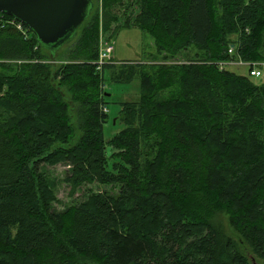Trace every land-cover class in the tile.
Wrapping results in <instances>:
<instances>
[{
  "label": "trees",
  "instance_id": "16d2710c",
  "mask_svg": "<svg viewBox=\"0 0 264 264\" xmlns=\"http://www.w3.org/2000/svg\"><path fill=\"white\" fill-rule=\"evenodd\" d=\"M100 7V20L93 9L75 35V63L59 67L31 31L0 27V264H252L222 239L221 213L264 261V73L257 82L215 64L264 62V0ZM123 17L166 61L194 54L196 62L126 61L98 72L102 35ZM106 72L141 85L138 100L121 104L124 128L108 143ZM60 163L71 167L72 187L111 185L117 194L55 211L42 168Z\"/></svg>",
  "mask_w": 264,
  "mask_h": 264
},
{
  "label": "rangeland",
  "instance_id": "374dc122",
  "mask_svg": "<svg viewBox=\"0 0 264 264\" xmlns=\"http://www.w3.org/2000/svg\"><path fill=\"white\" fill-rule=\"evenodd\" d=\"M93 2L94 11L92 16L96 17V20H100L101 0H93ZM127 7L128 9L130 8L129 6ZM136 13H138V11L134 9L133 14ZM124 19L125 18L123 17L119 23L112 25L113 29L118 27L116 31L103 33L102 35L103 39L109 42L113 48V53L109 59L113 60L111 63L132 61L150 65L152 64V61H156V64L191 63L192 60L196 62V59L193 57L194 54H188L186 57L180 56L174 61H166L163 55H158L153 38L149 34L142 32L140 29L123 28L122 25ZM78 39L79 36L73 38L70 42L59 49L54 60L52 59L50 53H47L46 55L51 59V61H53V64L58 67L66 63H75L72 59V55L76 50ZM258 63L264 64V62ZM226 70H230L238 75L249 77V67L247 66H226ZM112 77L110 72L105 73L104 92L107 94V109L109 113L108 122L104 125V135L107 143L108 140L124 128V125L119 119L122 107L121 104L124 102L138 100L141 93V85L138 78L134 79L131 83H117ZM249 78L257 82L259 81L257 78ZM75 114L78 117V113ZM111 155L112 149L109 145H107V156L111 157ZM70 168L71 167L69 165L63 163L54 167L44 166L42 168L48 178L49 187L57 199V202L54 203L55 211L63 212L70 206H77L87 201L89 197L95 193H103L107 191L112 195L117 194V186L111 185L93 183L89 185H81L77 188L72 187V185L65 182V172L69 171ZM215 226L222 239H230L235 243L236 248L241 255H253L252 248L232 225L227 214L221 213L218 215L215 219ZM251 256L250 258L252 259ZM254 262L255 264H264L263 260L257 259L256 257L254 258Z\"/></svg>",
  "mask_w": 264,
  "mask_h": 264
},
{
  "label": "water",
  "instance_id": "95a60500",
  "mask_svg": "<svg viewBox=\"0 0 264 264\" xmlns=\"http://www.w3.org/2000/svg\"><path fill=\"white\" fill-rule=\"evenodd\" d=\"M93 9V0H0V13L24 24L53 56L75 37Z\"/></svg>",
  "mask_w": 264,
  "mask_h": 264
},
{
  "label": "built area",
  "instance_id": "2783aa9c",
  "mask_svg": "<svg viewBox=\"0 0 264 264\" xmlns=\"http://www.w3.org/2000/svg\"><path fill=\"white\" fill-rule=\"evenodd\" d=\"M4 25H11L15 27L26 38H28V31L22 23L16 21L13 18H8L5 15L0 14V27ZM112 53H113V48L111 47L110 43L105 41L103 38H101L98 59L92 63L96 67V70L98 72L102 71L103 66L105 64H109L111 62V60L109 59ZM229 54L230 55L235 54L234 47L230 48ZM215 64L219 67L221 71H224L226 69V66H247L249 67V75L251 77H256V78L261 77L264 73V64L256 63V62H244L241 59L230 60L227 62H218ZM103 110L104 112H108L107 107H104Z\"/></svg>",
  "mask_w": 264,
  "mask_h": 264
}]
</instances>
